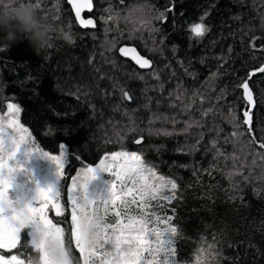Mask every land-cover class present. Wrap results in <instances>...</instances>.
<instances>
[{"label": "trees", "instance_id": "trees-1", "mask_svg": "<svg viewBox=\"0 0 264 264\" xmlns=\"http://www.w3.org/2000/svg\"><path fill=\"white\" fill-rule=\"evenodd\" d=\"M93 1L85 15L96 26L81 28L66 0H33L52 26L49 46H0V113L17 104L39 148L59 155L65 145L59 189L66 211L50 218L70 236L72 176L106 153L137 152L178 185L176 199L161 202L178 228L176 264H264V73L257 71L264 67V0ZM160 13L165 20L156 19ZM196 22L206 23L203 37L190 31ZM123 44H134L152 66L122 57ZM248 109L252 147H245ZM237 131L244 135L233 137ZM16 253L38 260L27 230L21 246L5 252Z\"/></svg>", "mask_w": 264, "mask_h": 264}, {"label": "snow or ice", "instance_id": "snow-or-ice-1", "mask_svg": "<svg viewBox=\"0 0 264 264\" xmlns=\"http://www.w3.org/2000/svg\"><path fill=\"white\" fill-rule=\"evenodd\" d=\"M67 3L71 5L81 27L96 26L93 19L82 18L85 10H93V0H67ZM35 5L40 7L39 3ZM172 10L169 8L167 11ZM165 18V13L156 17L161 21ZM107 19L113 20L115 17L110 14ZM200 19L203 21L204 17ZM190 31L194 37L200 38L208 28L206 23L196 22ZM65 38L71 39L67 35ZM119 51L123 56H130L141 68L150 65V61L141 57L135 48L121 47ZM257 71L264 73V67ZM240 87L248 105H253L249 83L244 82ZM124 96L129 97L130 93L125 91ZM7 109L6 124L0 117V264H33V258L25 260L20 253L5 254L21 246V233L25 230L30 237L31 248L38 254L39 264H176L178 228L171 215L162 214L165 206L161 202L171 203L175 200L178 185L175 180L159 175L137 152H112L99 164L84 167L72 176V182L67 186V208L71 212L70 236L49 216L50 211L56 217L65 215L62 189L52 186L37 188L31 200L19 192L15 199H10L9 189L17 171L10 161L17 149L24 143L37 152H41V149L31 138L28 128L20 123L21 108L9 103ZM232 119L236 121L237 118L233 116ZM243 124L247 126L246 132L250 137L245 147L255 146L257 140L251 109L243 113ZM234 127L239 129L241 125L235 123ZM232 135L239 137L244 132L237 131ZM259 148L264 149V139L259 141ZM42 155L56 165L57 177H64L65 145H60L59 155L49 152H42ZM97 171L108 173L113 179L109 181V194L106 197L92 199L85 189ZM169 192L172 194L169 195ZM133 205L136 206L135 210ZM72 245L79 252V259L74 257ZM209 254L210 249L205 256Z\"/></svg>", "mask_w": 264, "mask_h": 264}, {"label": "rangeland", "instance_id": "rangeland-1", "mask_svg": "<svg viewBox=\"0 0 264 264\" xmlns=\"http://www.w3.org/2000/svg\"><path fill=\"white\" fill-rule=\"evenodd\" d=\"M7 111L8 109H6V112ZM5 113H0V117L3 118V122L6 124L8 117L5 116ZM20 123L23 125L21 121ZM42 152L47 151L41 149V152H37L30 149V146L27 143L21 144L17 149L13 160L10 161V164H14L17 167L12 187L9 189L10 199H15L19 192V194L24 195L29 200H31L33 197H35L37 188L52 186L56 189H59L61 177H57L56 165L43 156ZM112 152L104 154L100 160ZM100 160L92 166L94 167L95 165L99 164ZM110 177L113 179L110 174L97 171L94 179H92L86 186L85 193L87 196L92 199H95L96 197H106L109 194ZM137 200H139V196H137ZM133 207L136 208L135 205H133Z\"/></svg>", "mask_w": 264, "mask_h": 264}, {"label": "clouds", "instance_id": "clouds-1", "mask_svg": "<svg viewBox=\"0 0 264 264\" xmlns=\"http://www.w3.org/2000/svg\"><path fill=\"white\" fill-rule=\"evenodd\" d=\"M52 31L33 0H0V46L10 48L27 42L39 52L49 46ZM33 264H39L38 260Z\"/></svg>", "mask_w": 264, "mask_h": 264}, {"label": "water", "instance_id": "water-1", "mask_svg": "<svg viewBox=\"0 0 264 264\" xmlns=\"http://www.w3.org/2000/svg\"><path fill=\"white\" fill-rule=\"evenodd\" d=\"M66 2H67V0H66ZM69 6H70V8H71V5H69ZM93 9H94V1H93ZM71 10H72V8H71ZM92 11H93V10H92ZM92 11H90V12H92ZM90 12L87 11V10H85V11L82 13V18H83V19H93L94 22H95V25H96V21H95V19H94V17H93L92 15H85V13H90ZM72 13H73V15H74V17H75V14H74L73 11H72ZM75 20H76V19H75ZM76 22H77V21H76ZM77 24H78V22H77ZM78 25H79V24H78ZM79 26H80V25H79ZM80 27H81V26H80ZM81 28H83V27H81ZM89 28H91V27H89ZM121 47L135 48L136 51H137V53H138L141 57H143L144 59H148V60L150 61V65L147 66V67H144V68H142V69H147V68H150V67L152 66V61L150 60V58L147 57L146 55L142 54V53L139 51V49H138L134 44H123V45H121V46L119 47V49H120ZM119 49H118V52H119V54L121 55ZM121 56L124 57V58H126V59H129V60L132 61L137 67L141 68L138 64L135 63V61H133V60L130 58V56H128V57L123 56V55H121ZM250 90H251V89H250ZM251 92H252V90H251ZM252 96H253V94H252Z\"/></svg>", "mask_w": 264, "mask_h": 264}]
</instances>
